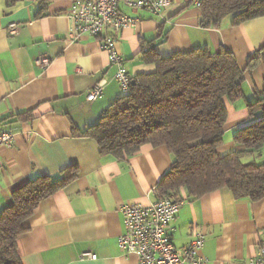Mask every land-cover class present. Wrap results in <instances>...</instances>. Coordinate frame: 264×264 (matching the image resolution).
Masks as SVG:
<instances>
[{"label":"crops","instance_id":"crops-1","mask_svg":"<svg viewBox=\"0 0 264 264\" xmlns=\"http://www.w3.org/2000/svg\"><path fill=\"white\" fill-rule=\"evenodd\" d=\"M198 3L172 0L161 15L121 6L138 23L117 35V49L132 78L155 71L143 62L149 50L170 57L207 47L212 55L225 49L235 56L244 71L243 97L224 100L228 118L218 149L224 157L243 150L234 135L258 117L252 118L248 104L263 95L264 63L248 69V59L264 48V17L238 26L227 17L219 29L204 28ZM70 6L68 0H0V129L15 134L13 146L0 147V214L12 204L13 192L33 177L57 179L75 167L77 177L44 199L28 220V232L17 241L22 264H138L119 247L120 208L161 199L158 186L173 156L166 146L147 144L119 160L102 154L94 139L75 136L97 124L122 93L117 68L99 41L71 39ZM11 25L18 26L14 34ZM42 56L51 61L47 68L37 64ZM102 82V97L88 102V93ZM179 196L172 225L177 247L203 233L207 264H249L264 246V199L236 200L226 188L197 200L183 189ZM85 252L97 258L81 259Z\"/></svg>","mask_w":264,"mask_h":264},{"label":"trees","instance_id":"trees-1","mask_svg":"<svg viewBox=\"0 0 264 264\" xmlns=\"http://www.w3.org/2000/svg\"><path fill=\"white\" fill-rule=\"evenodd\" d=\"M198 7L204 28L219 29L227 17L234 26L264 17V0H199ZM146 52L143 62L154 65L155 71L134 76L131 92L75 136L94 139L102 154L119 160L147 144L166 146L173 165L158 186L162 198L179 201L183 189L188 199L197 200L226 188L236 200L264 199V92L248 104L257 119L234 135L243 150L220 157L228 118L224 100L233 103L243 97L244 71L235 56L225 49L212 55L207 47L170 57ZM260 62L264 48L249 57L248 69ZM76 177L71 167L57 179L35 176L13 192L12 204L0 214V264H22L17 241L28 232V220L44 199Z\"/></svg>","mask_w":264,"mask_h":264},{"label":"built area","instance_id":"built-area-1","mask_svg":"<svg viewBox=\"0 0 264 264\" xmlns=\"http://www.w3.org/2000/svg\"><path fill=\"white\" fill-rule=\"evenodd\" d=\"M71 3L67 18L71 23V39L84 37L99 41L100 49L108 55L110 64L116 66L115 81L122 95L131 92L132 76L124 59L119 55L117 35L125 29L137 25L138 19L121 11V6L132 10H146L161 15L172 5V0H68ZM17 25H11V33H16ZM51 61L42 56L37 64L47 68ZM105 83L97 84L87 95L88 102L102 97ZM15 134L0 129V147H11ZM181 206L172 196H165L157 202L142 206L127 203L120 208L123 234L119 237V247L126 255H135L138 264H207L202 255L205 235L196 233L192 242L184 248L177 247L172 240L173 223ZM97 256L85 252L81 259L95 260ZM249 264H264V246Z\"/></svg>","mask_w":264,"mask_h":264},{"label":"water","instance_id":"water-1","mask_svg":"<svg viewBox=\"0 0 264 264\" xmlns=\"http://www.w3.org/2000/svg\"><path fill=\"white\" fill-rule=\"evenodd\" d=\"M131 84H132V86H133V85H135V81H132V83H131Z\"/></svg>","mask_w":264,"mask_h":264}]
</instances>
